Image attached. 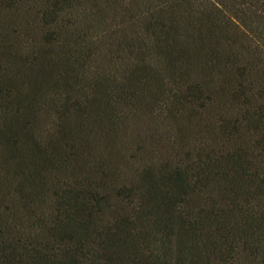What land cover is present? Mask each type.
Wrapping results in <instances>:
<instances>
[{
    "label": "trees",
    "instance_id": "1",
    "mask_svg": "<svg viewBox=\"0 0 264 264\" xmlns=\"http://www.w3.org/2000/svg\"><path fill=\"white\" fill-rule=\"evenodd\" d=\"M0 264H264V0H0Z\"/></svg>",
    "mask_w": 264,
    "mask_h": 264
}]
</instances>
